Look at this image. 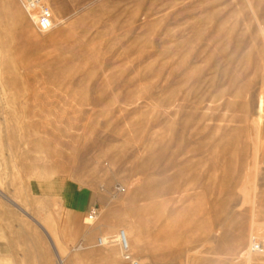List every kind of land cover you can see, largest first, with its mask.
I'll return each mask as SVG.
<instances>
[{
    "label": "rangeland",
    "instance_id": "rangeland-1",
    "mask_svg": "<svg viewBox=\"0 0 264 264\" xmlns=\"http://www.w3.org/2000/svg\"><path fill=\"white\" fill-rule=\"evenodd\" d=\"M42 4L0 0V264H264V0Z\"/></svg>",
    "mask_w": 264,
    "mask_h": 264
},
{
    "label": "bare ground",
    "instance_id": "bare-ground-1",
    "mask_svg": "<svg viewBox=\"0 0 264 264\" xmlns=\"http://www.w3.org/2000/svg\"><path fill=\"white\" fill-rule=\"evenodd\" d=\"M40 3H42V0H40ZM26 15L28 16L29 20L33 23L36 30L38 31L36 27L37 16L34 13H30L28 11ZM51 24H52V29L55 28L54 21L51 20ZM40 33H47V32H40ZM87 218H88V221L90 222L94 221L96 218V211H93V213L91 215H88ZM198 226L200 227L201 230L203 231L206 230L205 229L206 223H203V224L200 223ZM97 244L102 247L103 246L106 247V255L110 258L120 257L124 261H128V262L131 261V264H143L141 260L139 259L133 260L131 257L133 256L132 251L134 249L141 248L142 239H141L139 231L137 229H133L130 225L124 224L122 229L118 230L115 235H109L106 237H102L98 239ZM57 263L62 264V260L59 257H58Z\"/></svg>",
    "mask_w": 264,
    "mask_h": 264
},
{
    "label": "crops",
    "instance_id": "crops-1",
    "mask_svg": "<svg viewBox=\"0 0 264 264\" xmlns=\"http://www.w3.org/2000/svg\"><path fill=\"white\" fill-rule=\"evenodd\" d=\"M108 199L109 197L104 194L84 190L79 192L74 198L65 196L63 203L65 208L72 209L74 213L87 215L88 217L93 211L97 212L100 207H103Z\"/></svg>",
    "mask_w": 264,
    "mask_h": 264
},
{
    "label": "built area",
    "instance_id": "built-area-1",
    "mask_svg": "<svg viewBox=\"0 0 264 264\" xmlns=\"http://www.w3.org/2000/svg\"><path fill=\"white\" fill-rule=\"evenodd\" d=\"M19 2L26 13L28 11L37 16L36 27L38 31L48 32L52 29L50 10L40 3V0H20ZM261 247L259 242L254 241L253 251H258Z\"/></svg>",
    "mask_w": 264,
    "mask_h": 264
}]
</instances>
